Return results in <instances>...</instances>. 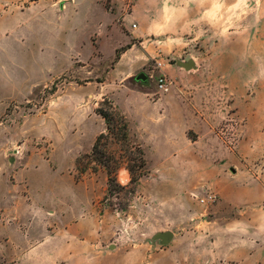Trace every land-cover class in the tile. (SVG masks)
Instances as JSON below:
<instances>
[{
    "label": "rangeland",
    "instance_id": "1",
    "mask_svg": "<svg viewBox=\"0 0 264 264\" xmlns=\"http://www.w3.org/2000/svg\"><path fill=\"white\" fill-rule=\"evenodd\" d=\"M237 3L0 0L2 263L59 264L28 249L27 230L43 237L77 218L89 230L65 233L71 264L226 263L218 223L238 210L220 206L222 179L264 166V0ZM141 33L143 45L121 46H132L127 71L109 73L114 44ZM103 96L145 159L134 192L107 199L105 169L75 164L104 130L94 112ZM115 176L129 181L123 165ZM160 231L172 232L168 243Z\"/></svg>",
    "mask_w": 264,
    "mask_h": 264
},
{
    "label": "crops",
    "instance_id": "2",
    "mask_svg": "<svg viewBox=\"0 0 264 264\" xmlns=\"http://www.w3.org/2000/svg\"><path fill=\"white\" fill-rule=\"evenodd\" d=\"M124 27L128 29L129 24L125 23ZM92 34L97 35L94 32ZM130 37H134L135 40L131 45H143L146 35L144 33L129 34L125 39H119L120 42L118 40L114 46L120 48L128 44L131 42ZM130 48L128 46L124 52H120L109 73L127 71L124 55ZM239 112L240 110H237V113ZM239 177L247 178L239 180ZM220 198L219 203L224 210L228 211L230 208L238 210L234 216L224 212L218 223L222 233L219 253L222 261L226 262L225 264H264V166L257 173H251L249 170H232L222 179ZM68 216L69 214H62L63 218ZM64 224L66 225L63 226L62 231L60 226L56 225L54 229L47 230L43 237L31 236V230H27L26 237L35 239L28 249L43 255V258L48 260L53 261L58 258V261H55L59 264H71L66 256L73 255L74 249L72 248V252L68 250L65 233L86 238L89 229L78 218L73 221L67 220ZM214 242L216 238L212 237L211 247ZM88 243L91 244V241ZM76 256H79L78 253Z\"/></svg>",
    "mask_w": 264,
    "mask_h": 264
},
{
    "label": "trees",
    "instance_id": "3",
    "mask_svg": "<svg viewBox=\"0 0 264 264\" xmlns=\"http://www.w3.org/2000/svg\"><path fill=\"white\" fill-rule=\"evenodd\" d=\"M123 48L115 49V61L118 59ZM94 112L99 115L104 123V130L99 132L91 145L89 152L76 158V167L83 173L88 164L93 172L98 167L105 169L107 175V193L117 197L120 190L133 193L140 177L144 173V151L142 147L131 140L129 134V121L120 108L108 97L103 96L102 100L94 108ZM115 145L117 148H110ZM83 160H86L83 162ZM125 166L129 172V181L125 185L116 182V170L119 166ZM0 264H5L0 261ZM9 264H15L11 262Z\"/></svg>",
    "mask_w": 264,
    "mask_h": 264
},
{
    "label": "water",
    "instance_id": "4",
    "mask_svg": "<svg viewBox=\"0 0 264 264\" xmlns=\"http://www.w3.org/2000/svg\"><path fill=\"white\" fill-rule=\"evenodd\" d=\"M181 65L185 69L193 68L194 62L193 60H187L186 62H182ZM135 78L137 80H145L146 75L143 72L138 73ZM156 238H159L163 244L168 243L172 238V232L171 231H160L155 234Z\"/></svg>",
    "mask_w": 264,
    "mask_h": 264
},
{
    "label": "built area",
    "instance_id": "5",
    "mask_svg": "<svg viewBox=\"0 0 264 264\" xmlns=\"http://www.w3.org/2000/svg\"><path fill=\"white\" fill-rule=\"evenodd\" d=\"M156 86L158 87L159 90H162V91L167 90V79H166V76L164 74H161L156 78ZM207 198L209 200H213L214 195L209 194L207 196ZM201 201H204V199H201Z\"/></svg>",
    "mask_w": 264,
    "mask_h": 264
},
{
    "label": "clouds",
    "instance_id": "6",
    "mask_svg": "<svg viewBox=\"0 0 264 264\" xmlns=\"http://www.w3.org/2000/svg\"><path fill=\"white\" fill-rule=\"evenodd\" d=\"M260 0H256V3L259 4ZM241 3H246V0H238V3L234 5L233 7H239ZM215 7L218 9L219 5H215Z\"/></svg>",
    "mask_w": 264,
    "mask_h": 264
},
{
    "label": "bare ground",
    "instance_id": "7",
    "mask_svg": "<svg viewBox=\"0 0 264 264\" xmlns=\"http://www.w3.org/2000/svg\"><path fill=\"white\" fill-rule=\"evenodd\" d=\"M122 178H123V180H124V179L126 178V175H124ZM122 178H121V179H122ZM123 180H122V181H123Z\"/></svg>",
    "mask_w": 264,
    "mask_h": 264
}]
</instances>
